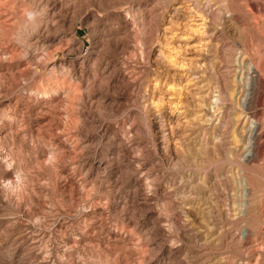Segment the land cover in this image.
Listing matches in <instances>:
<instances>
[{
    "label": "rangeland",
    "instance_id": "obj_1",
    "mask_svg": "<svg viewBox=\"0 0 264 264\" xmlns=\"http://www.w3.org/2000/svg\"><path fill=\"white\" fill-rule=\"evenodd\" d=\"M0 264H264V0H0Z\"/></svg>",
    "mask_w": 264,
    "mask_h": 264
},
{
    "label": "bare ground",
    "instance_id": "obj_2",
    "mask_svg": "<svg viewBox=\"0 0 264 264\" xmlns=\"http://www.w3.org/2000/svg\"><path fill=\"white\" fill-rule=\"evenodd\" d=\"M255 135V134H254ZM257 137V136H256ZM245 157H248L249 156V152L247 151L245 154H244Z\"/></svg>",
    "mask_w": 264,
    "mask_h": 264
}]
</instances>
